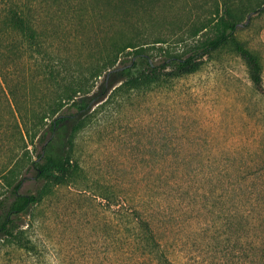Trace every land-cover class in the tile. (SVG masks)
Listing matches in <instances>:
<instances>
[{
	"label": "rangeland",
	"instance_id": "1",
	"mask_svg": "<svg viewBox=\"0 0 264 264\" xmlns=\"http://www.w3.org/2000/svg\"><path fill=\"white\" fill-rule=\"evenodd\" d=\"M215 2L153 0L148 8L130 5L126 15L116 6L99 15L91 11L104 0H85L79 38L60 43L63 57L86 65L111 28L125 22L129 29L140 25L151 40L166 39L163 51H151L156 60L168 53L187 57L219 32L210 25L195 35L214 19ZM3 7L0 0V14ZM1 19L2 67L20 98L32 100L46 72L35 67L31 51L20 49L15 32H4ZM237 37L260 57L264 77V4ZM172 72L101 106L77 138L80 181L54 188L34 208L31 225L24 219L29 249L0 241V264H119L115 234L125 232V216L138 206L154 212L164 249L178 264H264V96L229 47L196 72ZM6 101L0 86V200L9 190L4 176L24 152L15 122L3 125L12 117ZM41 187L28 180L22 191Z\"/></svg>",
	"mask_w": 264,
	"mask_h": 264
},
{
	"label": "trees",
	"instance_id": "2",
	"mask_svg": "<svg viewBox=\"0 0 264 264\" xmlns=\"http://www.w3.org/2000/svg\"><path fill=\"white\" fill-rule=\"evenodd\" d=\"M2 1L4 10L0 15L4 32H15L20 37V49L31 51L35 67L46 73L44 81L38 84L43 87L39 89L42 92H35L32 100L27 101L20 98L18 88L9 83L0 60V86L12 115L3 125L9 127L15 122L24 151L22 163L10 170V176H4L9 190L0 200V241L30 248L24 243L27 232L24 219L29 216L31 225L34 208L42 204L54 188L80 181L84 170L75 154L77 138L91 124L101 106L103 108L113 98L150 87L170 68L175 75L196 72L206 58L226 47L243 60L255 89L264 96L261 59L237 37L244 20L255 13L264 0H216L212 5L214 19L203 23L202 29L196 28L195 35L210 25L219 26V32L187 57L168 53L156 60L151 51H163L166 39L157 36L151 40L152 34L143 32L140 25L129 29L125 22L119 28H111L100 54L91 57L86 65L64 58L62 49L65 46L60 45L68 43L70 35L71 39L79 38L77 24L83 20L85 0ZM152 1L104 0L98 7L93 5L91 12L106 14L108 6H116L126 15L130 5L148 8ZM23 64L26 65L24 60ZM47 89L54 90L50 97ZM33 152L37 154L34 156ZM28 180H35V184H42V187L36 192H23ZM105 193L102 197L110 198L108 192ZM152 213L138 206L125 216L127 229L122 232L124 230L118 228L115 234L119 264H178L167 255ZM260 219H264V212Z\"/></svg>",
	"mask_w": 264,
	"mask_h": 264
}]
</instances>
